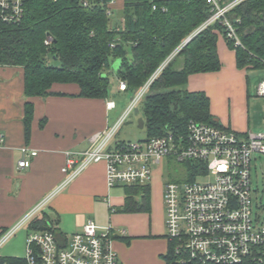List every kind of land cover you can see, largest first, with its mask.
Masks as SVG:
<instances>
[{
  "label": "trees",
  "instance_id": "1",
  "mask_svg": "<svg viewBox=\"0 0 264 264\" xmlns=\"http://www.w3.org/2000/svg\"><path fill=\"white\" fill-rule=\"evenodd\" d=\"M23 6L19 21L6 23L0 18V65L23 68L28 99L61 95L52 91L54 83H75L80 89L77 96L106 99L107 71L114 60L119 61L116 77L126 83V91L136 94L162 67L141 98L146 139L168 133L185 136L191 120L222 127L210 112L206 93L185 87L190 75L221 68L219 35L234 50L238 68H264V0H244L228 12L238 46L219 22L193 34L211 14L206 0H122L118 10L111 0H23ZM115 12L121 23L112 22ZM48 37L50 42L45 44ZM33 113V103L27 100L23 113L26 140ZM184 166L188 177L195 178V165L186 162ZM122 187V211L149 209V183ZM56 224L50 213L41 212L29 221L27 230L54 229L62 235ZM168 242L163 255L166 264H206L192 258L179 262L173 243ZM0 264L26 261L0 256Z\"/></svg>",
  "mask_w": 264,
  "mask_h": 264
},
{
  "label": "built area",
  "instance_id": "2",
  "mask_svg": "<svg viewBox=\"0 0 264 264\" xmlns=\"http://www.w3.org/2000/svg\"><path fill=\"white\" fill-rule=\"evenodd\" d=\"M243 1L206 0L211 14L193 34L219 22L234 46L240 45L227 14ZM23 12V0H0L2 21L17 22ZM44 42L48 44L50 37ZM160 70L136 93L128 110L145 95ZM126 88V83L120 80L118 90L126 91ZM256 92L264 96V80L258 83ZM106 107L113 109L115 102L106 101ZM122 119L91 136L90 146L84 152L67 153L62 167L66 178L57 189L95 162L105 163L109 187L149 183L153 166L163 160L172 159L183 165L190 162L195 165V178L190 179L187 170L183 183L166 180L163 188L165 236L173 243L178 261L192 258L206 264H264V215L258 212L264 211V207L253 208L250 175L253 153L264 154V133L241 134L191 120L185 136L168 133L137 142H112ZM21 152L23 158L17 165L28 167L30 162L26 157L36 155V151L22 147ZM54 192L1 234L0 247L43 210ZM24 258L26 264H120L112 248L111 227H99L91 219L70 235H57L54 229L28 231Z\"/></svg>",
  "mask_w": 264,
  "mask_h": 264
},
{
  "label": "crops",
  "instance_id": "3",
  "mask_svg": "<svg viewBox=\"0 0 264 264\" xmlns=\"http://www.w3.org/2000/svg\"><path fill=\"white\" fill-rule=\"evenodd\" d=\"M111 5L118 10L122 0H114ZM121 21L122 18H118L112 22ZM217 53L221 68L190 75L187 89L206 93L210 112L223 128L241 134L256 132L250 127L247 102L249 71L264 68H238L235 52L227 46L222 35L217 40ZM118 63L114 60L113 67L108 69L115 77ZM23 76L20 66L0 65V232L15 225L61 185L66 178L62 167L67 153L88 149L91 136L110 128L108 116L116 108L115 104L113 109H107L106 101L112 100L118 86L106 99H92L77 96L80 89L75 83H54L52 91L61 95L28 99L24 95ZM255 89L257 91V86ZM256 95L259 96L257 92ZM27 100L34 106L28 140L23 123ZM22 147L36 151V155L26 157L30 162L28 167L19 168ZM154 166L161 170L160 164ZM154 166L149 182L148 210H121L125 201L123 185H107L105 163L100 161L89 164L67 182L49 208L41 212L50 213L64 235L80 231L89 219L99 227H111L112 248L120 264H166L163 255L167 253L169 242L165 236L163 189L156 181ZM116 187H122L121 197Z\"/></svg>",
  "mask_w": 264,
  "mask_h": 264
},
{
  "label": "rangeland",
  "instance_id": "4",
  "mask_svg": "<svg viewBox=\"0 0 264 264\" xmlns=\"http://www.w3.org/2000/svg\"><path fill=\"white\" fill-rule=\"evenodd\" d=\"M111 20H118L117 12L111 15ZM51 62L55 65L58 64V61L56 60ZM110 67H113V62L112 64H110ZM107 73L109 77V92H111L115 89V87L118 86V79L114 76V73L111 70L109 72L107 71ZM249 77L250 83L248 91L250 97L247 102L249 103L250 127L253 131L264 132V97L257 96L255 89L258 82L264 79V70H251L249 71ZM185 87L187 88V84L185 85ZM134 94L135 93L130 90H127L125 92H120L117 90L116 93H114V95L111 97L116 104V108L113 109L108 116L110 127H112L117 120L123 118L114 131L112 142H137L146 139V133L143 127L144 114L142 109V100L139 99L133 105V107L128 110L133 99L135 98L136 94ZM251 159V188L253 208L254 210H256L257 206L264 207V154L253 153ZM160 167L161 170H158V166H154V169L156 171V181L158 183L160 182L159 185L162 187V189L164 188V182L166 180L178 181L180 183H183L187 179L186 167L183 164H180L172 159L166 161L163 160L160 164ZM60 189L54 190V194L49 199V203H46L47 205L43 207L44 209L49 208L48 206H50L49 204H51L53 198L56 197V194H61V191L63 189ZM116 189L121 197L124 194L122 187H116ZM258 212L264 215V211L258 210ZM27 234V227L24 225L21 226L2 244V246L0 247V256L25 257Z\"/></svg>",
  "mask_w": 264,
  "mask_h": 264
}]
</instances>
